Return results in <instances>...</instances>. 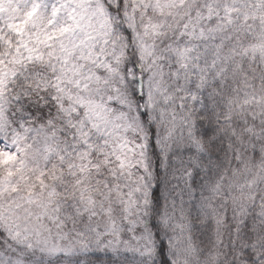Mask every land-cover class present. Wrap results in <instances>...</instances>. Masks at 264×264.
I'll list each match as a JSON object with an SVG mask.
<instances>
[{
  "label": "snow or ice",
  "instance_id": "1",
  "mask_svg": "<svg viewBox=\"0 0 264 264\" xmlns=\"http://www.w3.org/2000/svg\"><path fill=\"white\" fill-rule=\"evenodd\" d=\"M0 264H264V0H0Z\"/></svg>",
  "mask_w": 264,
  "mask_h": 264
}]
</instances>
